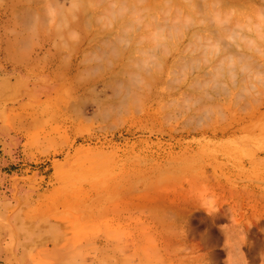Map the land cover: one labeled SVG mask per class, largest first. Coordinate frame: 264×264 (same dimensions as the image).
Returning a JSON list of instances; mask_svg holds the SVG:
<instances>
[{"label": "rangeland", "instance_id": "rangeland-1", "mask_svg": "<svg viewBox=\"0 0 264 264\" xmlns=\"http://www.w3.org/2000/svg\"><path fill=\"white\" fill-rule=\"evenodd\" d=\"M48 1L0 0V264H264V0Z\"/></svg>", "mask_w": 264, "mask_h": 264}, {"label": "bare ground", "instance_id": "bare-ground-1", "mask_svg": "<svg viewBox=\"0 0 264 264\" xmlns=\"http://www.w3.org/2000/svg\"><path fill=\"white\" fill-rule=\"evenodd\" d=\"M43 1L47 2L48 0H42V2H43ZM54 1H55V0H53V2H54ZM210 1H214V0H210ZM216 1H217V0H216ZM219 1H220V4H221L222 1H221V0H219ZM237 1H238V0H237ZM246 1H247V0H246ZM11 2H12V4H11L12 7H11V9H13V11H17L18 13H23V14H24V13H29V14H30V12H31V8L33 7V5H34V4H37V3L41 2V1H40V0H11ZM42 2H41V3H42ZM48 2H49V1H48ZM243 2H244V1H243ZM251 2H252V1H251ZM50 3H52V1H51ZM222 3H223V2H222ZM55 4H56V3H55ZM52 5H54V4H52ZM56 5H57V4H56ZM57 6H58V5H57ZM59 6H60V5H59ZM37 7H38V6H37ZM34 8H35V7H34ZM37 9H39V11H43V9H45V6H44V7H41V8L38 7ZM41 9H42V10H41ZM39 11H37V10L34 11V10L32 9V12L34 13V15H35V12H39ZM11 12H12V10H11ZM118 12H119V11H118ZM118 12H116V10H115V12L113 11L112 13H118ZM15 13H16V12H15ZM202 14H203V13H202ZM22 16H23V15H22ZM207 16H208V15H207ZM25 17H26V16H25ZM34 17H35V16H34ZM34 17H33V18H34ZM204 17H206V16H204ZM23 18H24V17H22V19H23ZM209 18H210V17H208V18L206 17V20L209 21ZM211 19H212V18H211ZM211 19H210V20H211ZM24 21H25V22H24ZM27 21H28V20H26V19L23 20V22L25 23L24 25L27 26V27H29V25L26 24V23L29 22V21H28V22H27ZM213 25H214V24H212V25L209 27V28L211 29L212 32H214V30H216V29H213V28L216 27V24H215V27H213ZM220 25H221L222 27H221ZM223 25H224V24H223ZM223 25H222V23L219 24V25H217V27L219 26L217 30L220 31V30H223V29H226V28L229 29L227 26H225V28H224ZM207 27H208V26H207ZM211 27H213V28H211ZM217 27H216V28H217ZM210 29H208L209 32H211ZM212 29H213V30H212ZM227 29H226V30H227ZM208 30H207V31H208ZM229 30H230V29H229ZM229 30H227V31L224 30V31H225L224 35L221 34L219 38L221 39V36L225 37V36H226V35H225L226 32H227V34H229L228 36H230V34H232V31L230 32ZM224 31H223V32H224ZM228 32H229V33H228ZM124 36H125V35H124ZM209 36H211V35H209ZM214 36L218 37L219 35L217 36V35L215 34ZM214 36H213V37H214ZM228 36H226L225 38H222V40L224 39L223 41H221L219 38H218V39H219L220 42H222V43H225V44H227V43L229 44V43H230V46H231V47H230L229 45H227L228 47H226V48H227V52L230 51V50H228V48H229V49H232V50L234 51L237 47H233V46H235V44L232 43L233 45H231V41H230V42H229V41L227 42V37H228ZM232 36H236V33H235V35L232 34L231 37H228V38L231 40V39L233 38ZM127 37H128V36H127ZM120 38H122V37L119 36L118 40H117V38H116V42H114V41H115V40H114V41L112 42L113 44H111V42H110L111 47L113 46L114 48H116V47H115V44L120 40ZM124 38H126V37H124ZM124 38H123V39H124ZM199 38H200V37H199ZM199 38L197 37V39H199ZM208 38H209V37H208ZM234 38H236V37H234ZM234 38H233V39H234ZM123 39H122V40H123ZM200 39H201V38H200ZM211 39H212V37H211ZM216 39H217V38H216ZM218 39H217V40H218ZM233 39H232V40H233ZM124 40H125V39H124ZM124 40H123V41H124ZM126 40H127V39H126ZM120 41H121V40H120ZM123 41H121V42H123ZM129 41H130V39H129ZM200 41H202V40H200ZM200 41H199V42H200ZM121 42H120V43H121ZM195 42H196V41H195ZM206 42H207V41H206ZM214 42L217 43V41H214ZM218 42H219V41H218ZM220 42H219V44H220ZM226 42H227V43H226ZM193 43H194V42H193ZM193 43H192V44H193ZM196 43H197V42H196ZM196 43H194V44H196ZM202 43H204V46H205V44H207V45L210 44V41H209V43H205V41H204V42L202 41ZM222 43H221V44H222ZM236 43H237V42H236ZM110 44H108V46H109ZM200 44H201V43H200ZM225 44H223V45H225ZM197 45L199 46V44H197ZM197 45L195 46V47H196L195 49H194V47H191V48H193L194 51H196V52H197V50L200 48V47H198ZM216 45H217V44H216ZM191 46H192V45H191ZM200 46L202 47L203 45L201 44ZM217 46H219V45H217ZM221 46H222V45H221ZM111 47H110V48H111ZM205 47H206V46H205ZM210 47H213V46H208V47H206V48H209V50L206 49L207 51H206V50H203V53H204V51H205L206 56H204L205 54L203 55V54L201 53V52H202L201 50L203 49V47H202L201 50L198 51V53L201 51V52H200L201 55H203L204 57H207V56H208L207 54L209 53V51L215 49V47H214V49L212 48V49L210 50ZM223 47H224V46H223ZM114 48H112V51H113L114 53H116L115 51H116L117 48H116V49H114ZM217 48H218V47H217ZM226 48H224V49H226ZM233 48H234V49H233ZM105 49H106V48H105ZM105 49H103V50H104L105 52H107V49H106V50H105ZM218 50H219V48H218ZM236 50H237V49H236ZM104 51H102V52H104ZM149 51L151 52L152 50H149ZM233 51H232L231 55L233 54ZM105 52H104L103 54H106ZM150 52H149V54H148V52H147V54H148V55H154V54H152L154 51H153L152 53H150ZM155 52H157V51H155ZM155 52H154V53H155ZM181 52H182V51H181ZM191 52H192V50H191ZM206 52H208V53H206ZM221 52H222V51H221ZM230 52H231V51H230ZM230 52H229V53H226V54H230ZM145 53H146V52H145ZM145 53H144V54H145ZM183 53H184V55H185V51L182 52V53H180V55H181V54L183 55ZM193 53H194V55H195V52H193ZM193 53H191V54L193 55ZM198 53H197V54H198ZM200 53H199V54H200ZM147 54H145V56L148 57ZM186 54H187V51H186ZM191 54H190V56H191ZM199 54H198V55H199ZM234 54H235V52H234ZM238 54H239V53H238ZM184 55H183V56H184ZM194 55H193V56H194ZM201 55H199V57H197V59H196V56H197V55H195L193 58L189 57V60H193V59H195V61H196V60H198V58H199V59H200V58H203V56H201ZM183 56H181V58H183ZM186 56H187V55H186ZM229 56H230V55H229ZM238 56L241 57L240 54H239ZM231 57H232V56H231ZM178 58H179V57H178ZM181 58H180V61H179V62H181V60H182V62H183V59H185V58H183V59H181ZM217 58H218L217 62L220 61V63H221V62L223 63V61L219 59V58H221V55H220V57H219V54H218V57H217ZM217 58H216V59H217ZM227 58H229V57H227ZM230 59H231V58H229V59H227V60H230ZM185 60H186V59H185ZM146 61H147V60H145L144 62H146ZM225 61H226V59H225ZM140 62H143V60H141ZM144 62H143L142 65L145 64ZM227 62H228V61H227ZM148 63H149V62H147V64H146L147 66L150 64V63H149V64H148ZM185 63L188 64V63H187V60L184 61V64H185ZM220 63H218V66H219ZM225 63H226V62H225ZM182 64H183V63H182ZM142 65H141V66H142ZM193 65H194V63H193ZM193 65H192V66H193ZM220 65H221V64H220ZM255 65H256V64H255ZM255 65H254V66H255ZM218 66H216L214 69H215V70H217V69L219 70L220 67H221V70H220V71L223 72V76H224V75L226 76V72H227V71L224 72V69H223V68H225V67H224V63L222 64V66H219V67H218ZM254 66H253V67H254ZM142 67H144V66H142ZM189 67H190V66H189ZM217 67H218V68H217ZM137 68L140 70L139 67H137ZM145 68H148V69H149V67H145ZM190 68H191V67H190ZM134 69H135V68H134ZM138 69H137V70H138ZM142 69H143V68H141V70H142ZM191 69H193V68H191ZM195 69H196V68H195ZM202 69H203V68H202ZM141 70H140V71H141ZM143 70H145V69H143ZM143 70H142V72H143ZM205 70H207V69H205ZM218 70H217V72H220V71H218ZM225 70H229V69L225 68ZM201 71H202V70H201ZM213 71H214V70H213ZM213 71H211V72H213ZM202 72H203V73H202ZM202 72H201V73L204 74V72H205L204 69H203ZM215 72H216V71H214V73H215ZM231 72H232V70H231ZM231 72L228 71V75L233 74V72H232V73H231ZM136 73L138 74V71H137ZM145 73H146V72H145ZM193 73H194V72H193ZM206 73H207V74H206ZM206 73H205L206 75L204 74V76H207V77H209V75H212V74H213V73H210V74H209V71H207ZM137 74L134 75L135 78H136ZM215 74H216V73H215ZM215 74H213V75H215ZM217 74H219V73H217ZM217 74H216L215 76H216L217 79H219L220 76H221L222 74L219 75V78H218ZM138 75H139V74H138ZM193 75H194V74H193ZM195 75H196V74H195ZM197 75L199 76L200 74H197ZM197 75H196V77H197ZM233 75H234V74H233ZM134 76H133V77H134ZM215 76H214V77H213V76H210V77H212L211 79H216ZM223 76H221V77H223ZM133 77H132V79H133ZM141 77H142V76H141ZM141 77H140V76H137V79L134 78V79H135V81H134V79H133L134 82L132 81V79H130V80H131V81H130L131 84L129 83V86H128V87H127L124 83H121V82H120L121 85H120V84H119V85L117 84V85L119 86V88H120V89H119L118 86H117V88L119 89V90H117V91H120V90H122L123 88L125 89V91H127L125 87H127V88L129 89V87H131V85L136 84L137 81H139L138 79H140ZM191 77H192V76H191ZM199 77H201V75H200ZM199 77H198V78H199ZM207 77L204 78V79H207ZM108 78H109V77H108ZM108 78H107V80H109L111 77H110L109 79H108ZM193 78H195V76L192 77L191 81L193 80ZM198 78H196V79H198ZM117 79H120V78H117ZM187 79H188V78H187ZM187 79H186V80H187ZM189 79H190V78H189ZM196 79H195L194 81H196ZM208 79H209V78H208ZM208 79H207L206 82H203V81H205V80H203V81H202L203 84L208 83V82H209ZM107 80H105V81L107 82ZM220 80L222 81L223 78H220ZM111 81H112V79H110V81L108 82V84H109L108 88H109V87H110V88L115 87L116 83L119 82V81H121V79H120L119 81H118V80H117V81H114V80H113L114 82H111ZM221 81H220V82H221ZM106 82H104V83L106 84ZM110 82H111V83H110ZM115 82H116V83H115ZM185 82H188V81H185ZM192 82H193V81H192ZM197 82H198V80H197L196 82H194L193 84H195V83H196V84L201 83L200 81H199L198 83H197ZM113 83H114L115 85H113ZM209 83H211V82H209ZM221 83H223V81H222ZM233 83H235V82H233ZM184 84H186V83H183L182 85H184ZM190 84L192 85L191 82H190ZM190 84H189V85H190ZM212 84H213V80H212ZM215 84H216V83H215ZM223 84H224V83H223ZM124 85H125V87H124ZM201 85H202V84H201ZM205 85H207V84H205ZM216 85H219V87H220V84H216ZM187 86H188V85H187ZM194 86H195V85H194ZM212 86H214V84H213ZM106 87H107V85H106ZM122 87H123V88H122ZM183 87H184V86H183ZM189 87H190V86H189ZM189 87H188V88H189ZM192 87H193V86H192ZM206 87H207V86H206ZM216 87H217V86H216ZM219 87H217V90H220V89H221V88H219ZM110 88H109V89H110ZM117 88L115 87L114 89H117ZM181 88H182V86H181ZM190 88H191V87H190ZM212 88H214V87H212ZM114 89H113V91H114ZM124 89H123L122 91H124ZM184 89H186V88H183L182 90H184ZM207 89H208V87H207ZM207 89H206L205 91H207ZM214 89H215V88H214ZM222 89H225V88L223 87ZM222 89H221V90H222ZM208 90H210V89H208ZM215 90H216V89H215ZM130 91H131V88H130ZM130 91H128V92H130ZM185 91H186V90H185ZM111 92H112V91H111ZM207 92H208V91H207ZM207 92H206V94L209 95L210 92H209V93H207ZM115 93H116V92H115ZM120 94H121V93H120ZM120 94H119V95H120ZM123 94H124V93H122V95H123ZM126 94H128V95H126ZM129 94H130V93H125V96H129ZM119 95H118V94H117V95L115 94L114 96L117 97V96H119ZM261 95H262V93H261ZM125 96H124V97L119 96V97H120V99H121V98H125ZM209 96H211V98L213 97L212 95H209ZM116 97H114V99H115ZM119 97H118L117 99H119ZM128 98H129V97H128ZM120 99H119V100H120ZM258 99H259V98H258ZM122 100H125V101H126L127 99L125 98V99H122ZM122 100H121V101H122ZM259 100H260V99H259ZM110 101H111V105H110V106H112V105L114 106L115 104H112V102H113L112 98L110 99ZM121 101H120V102H121ZM125 101H124V102H125ZM260 101H262V100H260ZM124 102H123V104H124ZM107 103H108V101H107ZM113 103H114V102H113ZM120 104H121V103H120ZM123 104H122V105H123ZM107 106H109V105H107ZM110 106H109V107H110ZM113 106H112V107H113ZM113 108H114V107H113Z\"/></svg>", "mask_w": 264, "mask_h": 264}]
</instances>
